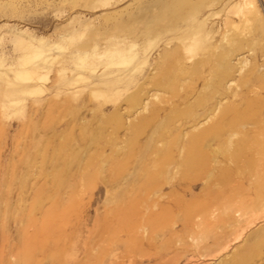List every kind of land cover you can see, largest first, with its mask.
I'll list each match as a JSON object with an SVG mask.
<instances>
[{"label":"rangeland","instance_id":"rangeland-1","mask_svg":"<svg viewBox=\"0 0 264 264\" xmlns=\"http://www.w3.org/2000/svg\"><path fill=\"white\" fill-rule=\"evenodd\" d=\"M0 264H264V0H0Z\"/></svg>","mask_w":264,"mask_h":264},{"label":"bare ground","instance_id":"bare-ground-1","mask_svg":"<svg viewBox=\"0 0 264 264\" xmlns=\"http://www.w3.org/2000/svg\"><path fill=\"white\" fill-rule=\"evenodd\" d=\"M133 60H128V57H127V55H124V57H123V66L124 67H128V65L129 64H131V62H132ZM134 62V61H133ZM137 66V65H136Z\"/></svg>","mask_w":264,"mask_h":264}]
</instances>
